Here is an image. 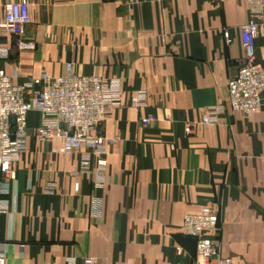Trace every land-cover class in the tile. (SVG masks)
Returning <instances> with one entry per match:
<instances>
[{"label":"crops","instance_id":"obj_1","mask_svg":"<svg viewBox=\"0 0 264 264\" xmlns=\"http://www.w3.org/2000/svg\"><path fill=\"white\" fill-rule=\"evenodd\" d=\"M14 1L0 0V19ZM29 14L20 36L0 29L8 49L0 69L13 82L62 74L71 62L77 74L119 77L122 95L98 129L106 139L100 188L95 158L87 173L72 172L80 151L36 139L39 114L28 113L27 148L0 213L5 264H66L69 256L75 264H191L195 238L180 225L203 206L216 207L218 229L207 235L221 255L264 264V106L200 122L208 106L227 102L228 79L243 62L246 1L33 0ZM253 52L264 65L262 29ZM92 195L99 215L89 213Z\"/></svg>","mask_w":264,"mask_h":264},{"label":"built area","instance_id":"obj_2","mask_svg":"<svg viewBox=\"0 0 264 264\" xmlns=\"http://www.w3.org/2000/svg\"><path fill=\"white\" fill-rule=\"evenodd\" d=\"M218 3L227 0H215ZM249 19L240 27V41L244 59L236 73L228 79V99L225 104L208 106L201 115L202 124L218 121L226 111L253 114L264 106V65L257 62L253 52L254 39L260 29L264 31V0H245ZM33 0H16L5 4L0 19V29L20 36L30 22L29 9ZM229 41V33L223 31ZM24 46H29L22 44ZM8 49L0 48V57H7ZM122 89L117 76L77 74L71 62H66L65 72L52 75L41 72L32 79L20 84L0 69V213L9 208L7 194L10 180L16 177L14 164L27 148V115L30 111L39 114V123L34 136L38 140L53 141L60 145L55 148L62 153L80 151L77 166L72 167L76 174L90 171L95 158L96 170L93 175L94 188L102 187L106 160L101 156L106 144L105 137L98 129L112 105L119 104ZM144 91L131 98L134 106L142 104ZM191 125L185 127L189 133ZM113 140V139H111ZM48 191L52 185L47 186ZM79 182L73 189L78 191ZM101 199L92 195L89 213L99 215ZM218 229L216 207L203 206L194 212L183 215L180 232L195 238V259L191 264H233L232 259L220 253L216 241L207 235ZM177 252L180 248H176ZM5 243L0 242V264L6 261ZM90 264L92 258H84ZM66 264H75V258H66Z\"/></svg>","mask_w":264,"mask_h":264},{"label":"rangeland","instance_id":"obj_3","mask_svg":"<svg viewBox=\"0 0 264 264\" xmlns=\"http://www.w3.org/2000/svg\"><path fill=\"white\" fill-rule=\"evenodd\" d=\"M216 241V240H215ZM216 243H217V241H216ZM219 250H220V247H219ZM221 253V252H220Z\"/></svg>","mask_w":264,"mask_h":264},{"label":"water","instance_id":"obj_4","mask_svg":"<svg viewBox=\"0 0 264 264\" xmlns=\"http://www.w3.org/2000/svg\"><path fill=\"white\" fill-rule=\"evenodd\" d=\"M264 96V95H263ZM264 102V101H263Z\"/></svg>","mask_w":264,"mask_h":264}]
</instances>
